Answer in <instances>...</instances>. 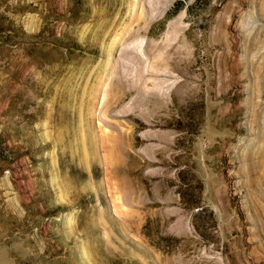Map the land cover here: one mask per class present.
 Instances as JSON below:
<instances>
[{
	"label": "rangeland",
	"instance_id": "374dc122",
	"mask_svg": "<svg viewBox=\"0 0 264 264\" xmlns=\"http://www.w3.org/2000/svg\"><path fill=\"white\" fill-rule=\"evenodd\" d=\"M0 264H264V0H0Z\"/></svg>",
	"mask_w": 264,
	"mask_h": 264
},
{
	"label": "bare ground",
	"instance_id": "6f19581e",
	"mask_svg": "<svg viewBox=\"0 0 264 264\" xmlns=\"http://www.w3.org/2000/svg\"><path fill=\"white\" fill-rule=\"evenodd\" d=\"M116 96V95H115ZM122 96V95H121ZM120 97L118 96V97H116V99H115V97H114V99H115V101L117 102V100L119 99ZM112 100V99H111ZM115 102V103H116ZM112 103V102H111Z\"/></svg>",
	"mask_w": 264,
	"mask_h": 264
}]
</instances>
